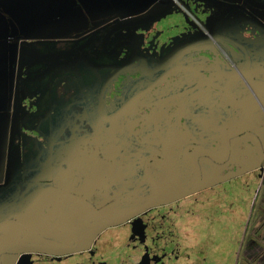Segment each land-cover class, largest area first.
I'll return each instance as SVG.
<instances>
[{
	"label": "flooded vegetation",
	"instance_id": "obj_1",
	"mask_svg": "<svg viewBox=\"0 0 264 264\" xmlns=\"http://www.w3.org/2000/svg\"><path fill=\"white\" fill-rule=\"evenodd\" d=\"M172 10L27 40L8 63L0 236L31 244L0 264H264V0ZM247 176L250 210L231 185ZM66 220L91 227L83 245Z\"/></svg>",
	"mask_w": 264,
	"mask_h": 264
},
{
	"label": "water",
	"instance_id": "obj_2",
	"mask_svg": "<svg viewBox=\"0 0 264 264\" xmlns=\"http://www.w3.org/2000/svg\"><path fill=\"white\" fill-rule=\"evenodd\" d=\"M131 1L133 0H121V5H119V9L121 10L124 7V12L119 11L117 12L116 16L112 15L114 14V12H112L111 10L107 11L105 8L99 5V7H101L105 11L104 12L105 15H112L106 18L104 21L112 20V19H119V20L129 19L127 21L130 22L135 20L133 19L134 17L145 15L137 20H140L141 22L154 23L155 21H158L161 18L166 17L167 15L173 14L175 10L172 9L176 7V2L178 0H138L139 3H141V5L136 8H131L129 11L125 9V6L129 4ZM104 2L106 5L107 0H104ZM161 5L163 8H160ZM11 15L14 17L13 19L17 21L18 24H0V44L3 45L5 49V54H7L6 59L4 58V64L6 63L7 65L12 61L15 62L17 56H19L20 58L23 57L24 55H28L27 53L29 52V50H25V48L23 47V43L25 41L32 39H39L40 37L44 36L46 33L48 37L51 38H68L72 33L80 31L81 28H84L87 25V24H20L22 21V16L17 15V17L15 18L13 14ZM60 16H62V14ZM75 16L76 15L74 13L73 18ZM63 18L64 16L62 17V19ZM6 124H7V120H6ZM6 124L4 126V130L6 128ZM2 138H4V132ZM3 156H4V151L2 149L0 154V169L3 162ZM256 167L258 166L249 167L239 175L254 171ZM259 170L263 172V169H259ZM262 174L263 175H260L259 177L261 178V184L263 185L262 187H264V172ZM207 179H208L207 175H204L201 178L199 176L197 177V181L203 184L201 189L214 186L222 181L227 180L225 179L217 182H210ZM206 181L209 183L205 184ZM184 182L187 183L188 185L191 184L193 185L196 183V178H194V176L192 177L189 173H185ZM190 192H193V190ZM188 194L190 193H186L185 195ZM29 218L31 220L36 221L39 224V227L51 231L50 224L47 219L43 217L40 218L36 214L29 215ZM16 223L22 225V223L19 222L18 220ZM65 225L67 226V229L71 233L73 242L75 241L74 245H77L78 243L81 245L86 239L84 237V234L91 228V227H87L84 231H82L80 228H76L75 226L71 227L67 220L65 222ZM0 226L4 227V224L0 223ZM27 227L30 230H32L31 226L28 225ZM75 232H77V235ZM8 234H12V235L6 236L4 234L0 236V247L2 249H5L7 247L24 248L26 246H29V244H31V242L28 240V237L22 232L9 228ZM41 240L48 243L51 246H62L54 242H49L43 239Z\"/></svg>",
	"mask_w": 264,
	"mask_h": 264
},
{
	"label": "crops",
	"instance_id": "obj_3",
	"mask_svg": "<svg viewBox=\"0 0 264 264\" xmlns=\"http://www.w3.org/2000/svg\"><path fill=\"white\" fill-rule=\"evenodd\" d=\"M101 5L107 11L111 10L116 16L117 12H124V7L120 10L121 0H0V24H18L15 18L22 16L20 24H88L89 21H103L112 15H105V11L99 7ZM138 0H133L125 6V9L140 6ZM75 13V17L73 15ZM62 14V16H60ZM64 18L62 19V17ZM10 29V27H9ZM82 29V28H81ZM47 33L39 39H50ZM5 49L0 44V154L4 151L5 157V130L6 117L4 116V97L7 92V64ZM6 129V128H5ZM4 132V138H2ZM3 162L0 169V176L3 170Z\"/></svg>",
	"mask_w": 264,
	"mask_h": 264
},
{
	"label": "rangeland",
	"instance_id": "obj_4",
	"mask_svg": "<svg viewBox=\"0 0 264 264\" xmlns=\"http://www.w3.org/2000/svg\"><path fill=\"white\" fill-rule=\"evenodd\" d=\"M180 21H181V18L179 15L171 14V15H168L166 18L162 19L159 22V24H165V26H168L170 24H179ZM231 185L233 188V191H232L233 196H236L237 198H239V196L242 195L245 199H247L248 203L251 200L250 203L252 204V200L254 196L253 192L257 187L255 180H252V176L243 177L242 179L233 181L231 182ZM250 203H249V210L251 207ZM247 210H248V207H247Z\"/></svg>",
	"mask_w": 264,
	"mask_h": 264
}]
</instances>
